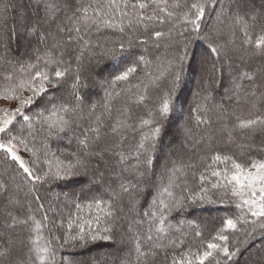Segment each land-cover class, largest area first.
Returning <instances> with one entry per match:
<instances>
[{"label": "trees", "instance_id": "1", "mask_svg": "<svg viewBox=\"0 0 264 264\" xmlns=\"http://www.w3.org/2000/svg\"><path fill=\"white\" fill-rule=\"evenodd\" d=\"M46 2L62 4L63 0H0V97L8 84V81L4 79L5 76L12 75L14 78L27 76L30 71H33L29 65L38 64L42 67L44 59L52 54L59 58L61 51L65 53L63 57L65 60L71 59V71L61 78L60 86L48 85L46 92L38 96L35 103L26 109V113L33 116L34 127L37 129L40 124L35 122L34 113L44 108H50L51 103L65 102L70 106H76L71 84L78 67L74 56L79 48L74 43H67L68 34L59 32L57 24L72 27L67 18L72 15L73 8L76 5L93 3L94 0H73V7L58 13L54 23L49 22L45 17L44 4ZM95 2L107 4L109 0H95ZM124 2H127L129 7L124 8ZM138 2L139 0H116V3L121 5V11L127 12L136 11L131 5ZM173 2L174 0H169L170 4ZM197 2H203V0H179L182 5ZM4 4L8 5L6 12L3 8ZM216 4L215 2L214 6ZM214 6L210 4L205 10V17L200 22L201 33L215 35L219 30L223 34V40L232 39L235 41L234 45H228L227 58H222L217 62L214 73L209 70L211 61L209 64H202V61L208 58L206 45L196 38L197 34L192 30V25L183 19V13L187 11V7L176 9V15L167 19L163 24L157 20H145L134 24L131 29L126 28L125 33L119 32L118 29L101 26L100 31L93 29L85 37L93 41L94 45L93 50L86 51L79 63V74L82 83L86 85L79 90V94L86 98L85 103L79 107L86 114L88 107L95 104L97 106L96 115H100L104 123V127L101 129V140L95 145L97 151L112 148L117 138L107 134L109 128L117 121L125 120L130 112V123L136 125V131L128 130L126 132L127 139L122 148L125 155H131L141 141L142 135L150 133V126H139V118L148 119V111L154 110L159 104L162 89L167 83L165 78L170 77V73L175 70L174 67H170L169 61L178 55L185 43L188 44L189 49L192 47L191 50L196 49V45L199 44L206 53L199 62L201 77L197 88L188 98H186V94L178 96L179 92L185 93L190 90L188 83L190 79H193L188 68L190 67L189 61L185 60L182 84L177 93L178 99L174 97L175 109L178 107L182 113L183 108H186L183 121L177 125L173 120L166 126L169 118L174 117L172 112L162 122L161 134L156 141L155 149L159 145H165V147H169L168 152L160 154L154 150L153 167L143 178L137 177L132 171H125L121 178L117 179L113 175L114 172H120V166L116 164L117 158L107 154L105 157L107 165L101 164L97 170L99 158L85 156L81 151L82 146L79 144V139L83 138V129L89 127L91 121L80 119L77 114L65 117L70 118L73 123L63 133L51 136H48L47 133H36L35 139L28 138L29 148L39 150L41 166L45 170L48 167L43 163L45 151L48 152L46 159L51 163L53 171L56 170L57 161H61L63 164L75 163L76 157L72 153H78L89 165L87 176L81 175L71 180L56 181L50 188L48 185L41 186L38 182L36 183V188L42 197L51 195L45 207L51 204L55 208V212L48 213L49 217L54 220V225L49 224L47 228L43 229V238L39 241L43 244L45 240H53L55 264H134L133 240L136 234L140 236L141 244L144 247L155 243L167 245L170 240H176L177 244L168 248V254L169 256L175 254L179 259L181 254L189 248L193 252L198 249L203 251L207 242H215L213 237L223 227L225 219H234L242 214L241 210L235 206L238 198L232 196L230 191L225 195L223 188L211 189L210 182H215L217 179L211 176V172L213 170L222 171L225 167L231 168V161H214L213 157L216 154H220L222 157L229 156L244 165H248L252 161L264 160V131L257 130L255 133L249 132L243 136L234 134L231 139L227 133L221 131L225 123L231 127L236 116L249 118L250 115L264 114V101L261 100V93H264V57L256 54L258 50L255 49L254 43L242 45L245 26L238 20V18L248 20L247 32L253 41L257 36L264 34L262 33L264 0H225V3L218 5L217 16L212 19L210 17ZM104 10L109 11L107 8ZM148 12L150 13L151 9H148ZM220 13L222 15L218 19ZM89 15H92L91 10ZM253 15L257 17L255 22L251 19ZM112 19L115 23L124 22L126 24L128 18L121 16L120 12L113 9ZM145 26L148 28L147 32H145ZM33 28L35 31H32ZM170 29H172L171 40L165 37L159 41V45L154 43L155 37L151 35L153 30L168 33ZM179 32H184V35H178ZM73 35L76 34L73 33ZM17 36L22 37V43L15 46ZM129 39L132 40L130 48ZM141 40H147V43L141 44ZM121 42L129 50L120 54L118 59L113 60L105 54L108 49L112 48H115L119 53ZM140 55H143L148 63L136 65L137 71L129 77L128 82L118 81L115 86L108 83L128 66L135 65ZM243 73H249L254 79H248ZM157 77H162L159 80L160 89L152 87V83ZM221 79L222 83L219 84ZM258 85L260 87H257ZM145 89L147 90V99L144 104L137 105L134 101L138 95L145 93ZM253 89L256 90L255 97L251 95ZM29 94L25 92L23 95ZM3 100L0 98V102ZM105 103L110 106V115L103 107ZM198 105L200 106L199 111L196 110ZM64 115L59 110L55 114L45 112L42 119L58 123L59 118ZM198 117L211 123L197 124ZM17 120L20 118L18 117ZM21 127L24 128V135L27 136V123L21 122L16 125L17 130ZM172 132L174 133L173 139L169 137ZM92 135L93 133L90 132L89 136ZM20 151L26 162L31 163L30 153L25 152L23 148ZM132 163L135 161L133 160ZM173 163L180 167L176 173L180 179L173 178L174 183L180 184V187L173 186L171 189L176 197L200 192L199 177L203 173L208 177L204 187L210 189L208 196L214 202L209 203L207 199H198L195 204H192L186 200L182 209L166 211L164 216L165 227L168 229L167 237L159 241L156 239L157 234L153 231V241L148 242L144 237L148 234L149 223L147 222L152 218L151 215L145 216L144 213L157 212V219L159 218L160 200L164 199L166 203L168 202L166 196H161V190L169 184L170 173L168 170L173 167ZM189 164L194 167H188ZM101 172L104 173L103 182L92 184L91 180L100 179ZM128 181H131L136 187L130 188L129 192L123 193L121 198L116 201L118 208H122L123 211L118 212L119 219L112 232V241L90 242L84 247L78 245L59 247L62 237L68 233L69 219L75 221L72 228V234H74L78 231L76 224L81 223V220L91 219L96 214L94 208L87 207L94 197L103 196L104 199H108L109 193L105 191L108 184L116 187L119 183ZM3 183H7L9 193L0 196V234L6 235L8 230L3 227L6 220L4 213L11 211L13 214L21 216L28 214L29 202L32 201L29 188L32 185L25 182L24 174L18 165L6 160L0 154V184ZM61 186L68 190L62 192ZM8 195L13 199H18L20 205H9L7 203ZM201 195L203 194L201 193ZM77 203L81 205L79 210L75 207ZM31 212L37 220L41 219L42 210L38 209L35 202L31 204ZM243 212L247 213V208L243 209ZM247 218L255 219L250 214ZM103 226V224L100 225V227ZM130 226L131 230H129ZM96 227L93 224V228ZM85 229L87 230V225H85ZM251 229L252 225L249 223L240 231L226 233L229 235V249L231 251L239 248V255H243L249 247L253 253L251 256H247L246 261L241 264H264V253H259L254 246L255 243L260 245L264 236L257 230L249 237L248 233L251 232ZM197 232H200L201 235L197 236ZM11 235L18 244L20 239H25L29 235V232L26 229L17 228ZM54 237H61V239L55 240ZM181 240L182 244L179 243ZM246 242V250L241 249ZM90 250L96 252L89 259L79 255L82 252L91 253ZM130 252L133 254L130 255ZM237 256L233 257L232 261H227V264H238L239 259H235ZM217 259L221 261V264H226V258L222 254ZM162 260L163 255L156 260V264H161Z\"/></svg>", "mask_w": 264, "mask_h": 264}, {"label": "snow or ice", "instance_id": "2", "mask_svg": "<svg viewBox=\"0 0 264 264\" xmlns=\"http://www.w3.org/2000/svg\"><path fill=\"white\" fill-rule=\"evenodd\" d=\"M215 5V0H203V2L192 3L190 5H182L179 0H174L173 3H169V0H139L138 3H134L131 7L136 10L134 12L121 11V5L116 3V0H109L107 4H101L98 2L89 3L86 5H76L73 8L72 15L68 16V21L71 22L72 27H66L63 24H57V30L61 33H67V43L76 44L79 48L76 52L74 59L77 62V71L71 84L72 95L76 101V106H70L68 103L61 102L51 103L50 108H44L34 113L36 123L40 124L37 129L34 127L33 116L26 113V109H29L36 101L38 96H41L46 92L47 86L59 87L61 84V78L65 77L71 71V59L65 60L63 57L65 53L61 51L59 58L55 54L50 55L44 59L43 66L29 65L33 71H30L27 76L14 78L12 75L5 76L4 79L8 81L5 87L2 97L7 101H16L17 106L15 108H0V154L4 156L6 160H10L12 163L18 165V168L22 170L24 174V180L26 183L32 185L29 188V193L32 194V201L29 202L28 214L21 216L13 214L11 211H6L5 223L3 227L8 230L6 235L0 234V264H55V246L53 240H45L43 244L39 243L43 238V229L47 228L49 224L54 225V220L49 217V212H55V208L49 204L45 207L43 198L39 194V190L36 188L38 182L41 186L48 185L49 188L56 181L71 180L74 177L81 175H88L89 165L78 153H72L76 157L75 163L69 162L63 164L61 161H57L56 170H52L51 163L46 159L48 152H44L45 159L44 164L48 167L45 170L41 166V158L39 150L35 148H29L28 138L32 137L35 139L36 133H47L48 136L53 134H59L70 128L73 121L70 118L71 114H77L80 119H88L91 121L89 127L83 129L82 137L79 139V144L82 146L81 151L85 156L98 157L97 170L101 164L107 165L105 159L106 154L115 156L117 166H120V172H114L113 175L117 179H120L122 173L125 171H132L137 177L143 178L151 171L154 164V150L156 141L161 134L162 122L166 120L170 113L175 110L174 97L178 99L177 93L181 87L182 76L184 71V62L188 58V44L185 43L180 49L178 55L169 61L170 67H174V71L170 73V77H167V83L162 89V95L160 97L159 104L154 110L148 111V119L143 117L139 118V126H150V133H144L141 141L132 151L131 155H125L123 152V143L127 139L126 132L128 130L136 131V125L130 123L131 115L130 112L128 117L123 121H117L114 125L109 128L107 134L116 137L112 148H104L95 150V145L101 140L102 133L101 129L104 127V123L100 115H96V105L91 104L87 113L79 106L85 103V97L79 94L81 87H86L82 83L81 76L79 74V63L83 59L86 51H92L94 42L85 37L90 31L95 29L100 31L101 26L106 28L118 29L119 32L125 33L126 28L131 29L134 24H139L145 20H157L163 24L167 19L172 18L176 15L175 10L187 7V11L183 13V19L185 22L192 25V30L197 34V39L204 42L208 51V58L202 61V64L210 63V71L215 72L217 68V62L222 58H227L228 45H234L235 41L232 39L223 40V34L217 30L215 35L208 33H201V21L205 17V10L209 5ZM73 7V0H63V3L46 2L44 4L45 17L49 22H56L57 14L66 11L68 8ZM123 7L127 8L129 5L127 2L123 3ZM4 11H7L8 5H3ZM107 8L109 11H105ZM120 12L121 16L127 17V23L119 22L115 23L112 19V10ZM138 9V10H137ZM151 9V12H148ZM91 10L92 15H89ZM194 10V12H193ZM163 14V15H161ZM222 13L218 14L219 16ZM194 17V18H192ZM253 22L256 21L257 17L253 15L251 17ZM238 20L245 26V34L243 44L252 45L254 43L257 55L264 57V34H261L253 41L247 32L248 20L244 18H238ZM35 31V28L32 29ZM148 31L145 26V32ZM171 31L165 33L160 30H153L151 35L155 37L154 43L159 45V41L162 38L167 37L169 40L172 39ZM75 33L76 35H73ZM264 33V28H262ZM178 35L183 36L184 32H179ZM222 41V42H221ZM141 44L147 43V40H141ZM129 48L132 45V40L128 41ZM129 49L125 48V44L121 42L119 44V53L116 52L115 48L108 49L105 53L109 55L113 60L119 58L120 54L125 53ZM40 58L38 57V60ZM141 63L147 64L148 61L143 55H140L135 65L128 66L120 74L115 75L108 83L111 86H115L118 81H129V77L137 71V66ZM245 77L252 80L254 77L249 73H243ZM162 77H157L153 81L152 87L160 89L161 85L159 80ZM257 87H260L259 85ZM130 91V89H129ZM146 89L144 94H140L136 97L134 103L137 105L144 104L147 95ZM25 92L30 93L29 95H23ZM251 95L256 96V90L253 89ZM261 100L264 101V93H261ZM105 110L111 114V109L108 103L103 106ZM255 107V105H253ZM200 106H197L199 111ZM62 111L65 115L59 118L58 123H52L48 120L42 119L45 112L57 113ZM20 120H17V118ZM94 117V119H92ZM21 122H26L28 125V135H24V128L21 127L19 130L16 129V125ZM208 123L210 121L201 120L197 118V124ZM79 127V125H77ZM257 130L264 131V114H256L255 116H249V118H241L236 116L232 122L231 127L225 123L221 129L222 132L227 133L231 139L234 134L241 136L247 133H255ZM187 131V130H185ZM93 133L90 137L89 133ZM23 148L25 152L30 153L29 160L31 163L26 162L21 154L20 149ZM47 146L45 145V149ZM143 157V160H141ZM135 163H132V161ZM214 161H231V168L225 167L222 171L213 170L211 172L212 177H216L215 182L211 183V189L225 190V195L231 192V195L238 198L236 208L241 210V215L236 218H227L223 222V227L213 237L215 242H207L204 246L203 251L199 249L193 252L190 248L185 250L181 254V258H177L175 254L169 256L168 248L177 244L176 240H170L167 245L163 243L151 244L149 247H144L141 244V238L138 234L135 235L133 240L134 244V264H156V260L163 255L161 264H221V261L217 257L222 254L227 261H232L233 257L239 253V248L235 250L229 249V235L226 234L229 231L237 232L240 231L245 225L251 224V232L248 236L251 237L257 230L264 236V160L252 161L248 165H244L236 162L229 156H221L216 154L213 157ZM188 167H194V165H187ZM180 170V167L173 163V167L168 171L170 173L169 184L164 186L161 190V196H166L168 202L161 199L159 204V218L157 219V212L144 213L145 216L151 215V220L148 221L149 228L148 234L144 239L148 242L153 241L152 232L155 231L157 234L156 239L162 241L167 237L168 229L165 227V216L166 211L173 209L180 210L185 206V201H189L195 204L196 201L207 199L209 203L214 201L208 196L210 191L209 188L204 187L205 181L208 177L205 174H201L199 177L200 181V192L192 193L188 196L176 197L171 190L173 186L180 187V184L174 183L175 180L180 178L176 176V173ZM104 173H100V179L91 180L92 184H101L103 182ZM14 179V178H13ZM186 184L187 181L185 180ZM19 187V186H17ZM136 187L131 181L127 183L121 182L116 187L112 184H108L105 191L109 193L108 199H104L103 196L94 197L91 202L88 203L89 209H95L96 214L88 220H81V223L76 224V231L72 234V228L75 221L69 219L68 222V233L62 237V243L59 247L65 245H72L84 247L90 242L96 241H112V232L116 226L119 216L118 212L123 211L122 208H118L116 201L121 198L123 193L130 191V188ZM9 193V187L7 183L0 184V196ZM201 193L203 195H201ZM35 202L38 209L42 210L41 219L37 220L35 215L31 212V204ZM7 203L9 205L15 204L20 205L18 199H13L9 196ZM76 209L79 210L81 205L77 203ZM247 208V213L243 212V209ZM248 214L255 219L249 220ZM78 219H81L78 217ZM93 224L97 227L93 228ZM103 224V227L100 225ZM87 225V230L85 229ZM239 225V227H238ZM17 228L26 229L29 235L25 239H20L19 243L13 240L11 233ZM131 230V226L129 228ZM34 233V235H33ZM197 236L201 233L197 232ZM55 240H60L61 237H54ZM179 243H183L181 240ZM130 255L133 253L130 252Z\"/></svg>", "mask_w": 264, "mask_h": 264}, {"label": "rangeland", "instance_id": "3", "mask_svg": "<svg viewBox=\"0 0 264 264\" xmlns=\"http://www.w3.org/2000/svg\"><path fill=\"white\" fill-rule=\"evenodd\" d=\"M215 2L217 3L216 4V6H214L213 7V10H212V15H211V17L210 18H214V17H216L217 15V12H218V5H221L222 3H225V0H215ZM219 2V3H218ZM209 19V18H208ZM17 40V41H16ZM22 41V37H18L17 36V38L15 39V46H16V44H17V46L20 44V43H22L21 42ZM193 45H195V44H193ZM197 46V48L196 49H193V50H191V48L189 49V47H188V58H187V61H190V59L192 58V54H195V57H193V61L192 62H194V64H195V68L193 69V67L191 66V65H189L190 67H188L189 68V70H190V73H192V78H193V80H194V82L192 83V85H190V90H188L187 92H185V93H181V92H179L178 94V96L179 97H181V96H183V95H185L186 94V98H188L189 97V95H191L193 92H194V90L197 88V84H198V82H199V78L201 77V75H200V71H199V62H201V59H202V57H203V55L206 53V51H205V49L202 47V46H200L199 44H197L196 45ZM186 62V61H185ZM192 64V63H191ZM185 67V66H184ZM184 71H185V69H184ZM183 71V72H184ZM220 83H222V79L220 80V82H219V84ZM181 84H182V82H181ZM192 91V92H191ZM190 93V94H189ZM26 96V95H25ZM17 106V102L16 101H7V100H3V101H1L0 102V108H5V109H7V108H15ZM184 107H186V105H184ZM186 110V108H183V112L181 113L180 111H179V108L178 107H176V109H175V111H173V118L171 117V118H169V122L167 121V125L166 126H168L169 125V123L170 122H172L173 120H174V122H176L177 123V125H179L180 123H182V121H183V117H184V114H185V110ZM165 129V128H164ZM162 137V136H161ZM171 139H173V137H174V133L172 132L171 134H170V136H169ZM166 144H168L167 142H166ZM161 149V150H160ZM168 149H169V147L167 146V147H165V145L164 146H161V145H159L158 147H157V149H155V151L157 152V153H162V154H165V153H167L168 152ZM20 154H21V156H22V158L25 160V158H24V156H23V154L21 153V151H20ZM26 161V160H25ZM75 186V185H74ZM66 190H68L66 187H62L61 186V191L62 192H64V191H66ZM9 196V195H8ZM42 197V196H41ZM50 197H51V195L49 194V195H46V196H43L42 198H43V203L44 204H46L49 200H50ZM262 242L260 243V245H257L256 243H255V247L257 248V250L259 251V253H264V240H261ZM248 242V241H247ZM247 242L241 247V249L242 248H244L245 250H246V248L245 247H247L246 246V244H247ZM248 243H250V242H248ZM94 250V249H93ZM91 251V253H89V252H82V253H79V255L81 254L82 256H83V258H91V257H93L94 255H93V253H95L96 251ZM252 253H253V251L249 248V247H247V251H246V253L245 254H243V255H239L240 253H238V256L237 257H239V258H235V259H239V262H238V264H241L242 262L244 263L245 261H246V259H247V256H251L252 255ZM78 256V255H77ZM74 258V256H71V258Z\"/></svg>", "mask_w": 264, "mask_h": 264}, {"label": "bare ground", "instance_id": "4", "mask_svg": "<svg viewBox=\"0 0 264 264\" xmlns=\"http://www.w3.org/2000/svg\"><path fill=\"white\" fill-rule=\"evenodd\" d=\"M193 57H195V54H192V58L190 59V61L188 62V65H191L192 67H193V69L195 68V64H194V62H192L193 61ZM192 63V64H191ZM194 82V80L193 79H190V81H189V85H192V83Z\"/></svg>", "mask_w": 264, "mask_h": 264}]
</instances>
